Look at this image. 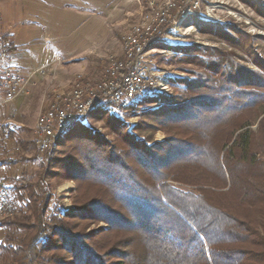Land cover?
<instances>
[{"label": "trees", "instance_id": "16d2710c", "mask_svg": "<svg viewBox=\"0 0 264 264\" xmlns=\"http://www.w3.org/2000/svg\"><path fill=\"white\" fill-rule=\"evenodd\" d=\"M180 49L204 70L129 110L145 119L138 132L166 138L148 144L115 117V140L85 124L65 134L41 164L76 182L73 205L59 217L34 183L12 187L23 210L0 222L1 264H264V72Z\"/></svg>", "mask_w": 264, "mask_h": 264}, {"label": "rangeland", "instance_id": "374dc122", "mask_svg": "<svg viewBox=\"0 0 264 264\" xmlns=\"http://www.w3.org/2000/svg\"><path fill=\"white\" fill-rule=\"evenodd\" d=\"M203 4L214 9V21L193 18L187 23L192 26L170 31L148 53L147 70L169 85L167 92L160 93L177 95L181 88L179 77L190 80L191 73L204 70L183 62L186 54L182 55L181 47L218 49L233 63L264 72V0H203ZM145 5L146 0H0V43L9 44L12 60L33 72L15 97L20 98L1 113L0 160L7 163L0 168V174L16 213L0 222L22 213L12 189L21 182L34 183L39 191L44 190L51 201L50 209L59 210V217L72 207L76 182L46 174L37 158V117L48 108L52 91L68 89L77 75L90 81L101 76L107 60L121 54L124 32L140 17ZM113 117L108 109L94 108L66 134L75 133L85 124L115 140L106 123ZM143 120L141 113L130 111L124 122H119L136 139L151 135L148 144L166 138L161 128L138 132L137 126ZM251 128L256 131V123ZM56 153L57 150L47 157ZM106 226L100 221L90 224L87 230ZM6 231L0 227V239Z\"/></svg>", "mask_w": 264, "mask_h": 264}, {"label": "built area", "instance_id": "2783aa9c", "mask_svg": "<svg viewBox=\"0 0 264 264\" xmlns=\"http://www.w3.org/2000/svg\"><path fill=\"white\" fill-rule=\"evenodd\" d=\"M214 16V9L204 5L203 0H146L140 17L124 32L121 54L107 60L97 80L77 75L68 89L52 91L48 108L36 120L38 160L44 162L54 153L58 140L94 108L108 109L116 120L124 122L141 97L167 92L168 83L146 68L149 51L170 31L192 26L187 25L191 19L214 21ZM10 48L9 44L0 43V123L3 108L23 91L33 75L12 60ZM14 212L0 175V219L11 217Z\"/></svg>", "mask_w": 264, "mask_h": 264}, {"label": "crops", "instance_id": "0c3cea01", "mask_svg": "<svg viewBox=\"0 0 264 264\" xmlns=\"http://www.w3.org/2000/svg\"><path fill=\"white\" fill-rule=\"evenodd\" d=\"M18 98H20V96H18ZM18 98H16L14 101H16ZM14 101H13V103H14ZM13 103H12V104H13ZM9 107H10V105L5 106V107L3 108V110H2L1 113L7 111Z\"/></svg>", "mask_w": 264, "mask_h": 264}]
</instances>
